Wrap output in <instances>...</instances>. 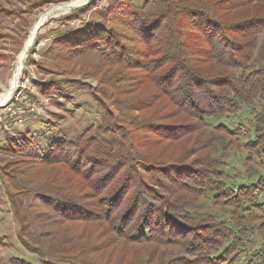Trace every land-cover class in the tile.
<instances>
[{
    "label": "trees",
    "instance_id": "1",
    "mask_svg": "<svg viewBox=\"0 0 264 264\" xmlns=\"http://www.w3.org/2000/svg\"><path fill=\"white\" fill-rule=\"evenodd\" d=\"M92 4L65 22L84 19ZM123 8L55 38L99 56L111 72L92 93L98 125L75 134L44 128L43 140L32 129L2 132L0 151L26 166L0 169L18 243L40 264H123L128 255L124 264H264V176L256 169L264 166V0H126ZM111 18L135 24L132 47ZM63 89L55 87L57 96ZM134 94L140 99L121 98ZM258 101L253 138L239 146L244 174L255 179L228 187V147L217 142L239 127L207 123ZM206 196L230 209L227 220L200 213L196 202ZM167 246L181 252L177 262L159 251Z\"/></svg>",
    "mask_w": 264,
    "mask_h": 264
},
{
    "label": "rangeland",
    "instance_id": "2",
    "mask_svg": "<svg viewBox=\"0 0 264 264\" xmlns=\"http://www.w3.org/2000/svg\"><path fill=\"white\" fill-rule=\"evenodd\" d=\"M78 1L0 0V99L7 92L5 100L2 103L0 102L1 112H3V119H0V147L4 140V133L2 132L15 134L25 129H32L35 130L36 136L43 140L49 139V134L44 132V128L45 131L55 128L54 131H60V133L75 134L89 128L93 129L100 122V110L92 93L93 90L103 87L101 79H104L111 72L106 69V66V68L99 66L100 63H97V57L99 56L86 54L87 50H73L75 49L74 44H70L68 48L62 46L59 42H55L61 39L55 38L63 32L79 29L88 21H99V19H102L105 10L112 9L115 17L118 18L116 11L121 8L125 9L123 5H126V0H85L84 2L80 1L82 3L76 6H68L74 5L73 2ZM91 1L93 7H88L87 13L82 17L84 19L65 22V16L86 6ZM130 1L135 5H139L142 0ZM125 10H128L127 6ZM43 16L45 18L35 31L30 45L24 52L21 63L19 62V56L25 48L31 29L36 21ZM112 20L117 34L124 35L122 37L126 39H124L125 45L129 48L132 47L131 42L137 39V33L133 29L135 24L126 23L128 28L121 26L119 20ZM122 37L121 39H123ZM72 41L75 44L85 42L83 39H72ZM53 42L55 43L53 44ZM112 69H115V67ZM49 86L50 90L47 91L46 89ZM55 87H64L61 90V96H57ZM138 97L135 94L133 96H121L123 99L130 98L131 100L140 99ZM31 103L36 108L35 112L33 110H22L20 120L8 129V122L19 115L18 107ZM262 105L263 102L258 101L253 107L242 106L238 114L214 118L207 123L209 124L207 129L209 130L220 124L229 126L232 129L236 126L239 127L237 137L228 136L225 138L224 136L223 141L218 140L217 142L224 148L228 147L224 154L226 163L224 170L228 177L225 184L228 187L238 183L249 184L255 179V176L246 178L244 174L241 161L245 156V152L239 146L253 138L252 109L259 110ZM236 138L237 140H235ZM221 153V147H217L216 154ZM254 161L256 164L258 163L257 159ZM25 167L24 164H20L7 156V153L0 151V169L6 175H11L12 170H21ZM256 169L258 173L264 176V166L261 168L256 166ZM46 170L50 173L48 168ZM259 200L260 202L264 201L263 191L259 196ZM196 203L195 207L202 210L200 213L206 212L225 220L230 216V209L223 205H212L210 196H206ZM35 210L33 209V211ZM193 215L198 216L199 214L194 212ZM65 227L64 223L60 225V232ZM247 227L248 230H252V227L255 226L248 225ZM18 232V222L0 183V261L3 258L9 259L11 256H15L31 264H40V260L36 255L27 252L18 243ZM61 233L59 236L66 234ZM47 238L49 237L47 236ZM122 247L129 249V246H119L118 248ZM252 249V247H249L248 250L246 248L244 255L248 256L249 251ZM159 251L164 254L167 253L168 257H172L173 262H177L175 258L181 253L178 248L169 246L162 247ZM117 255L114 257L115 260ZM128 258L129 255L123 264L129 261ZM240 262L234 259L233 264H243L244 260Z\"/></svg>",
    "mask_w": 264,
    "mask_h": 264
},
{
    "label": "bare ground",
    "instance_id": "3",
    "mask_svg": "<svg viewBox=\"0 0 264 264\" xmlns=\"http://www.w3.org/2000/svg\"><path fill=\"white\" fill-rule=\"evenodd\" d=\"M80 1H83V2H84L85 0H79L78 2H73V3H75L74 5H68V6H69V7L76 6V5L80 4V3H82V2H80ZM58 10H59V9H58ZM44 18H45L44 16H43V17H40V18L36 21V23L34 24V26L32 27L31 32H30V35H29V38L26 40L25 48H24V50L21 52V54H20V56H19V62L22 61V59H23V55H24V52H25L26 48L30 45V43H31V41H32V39H33V37H34V35H35V31L37 30L39 24L43 21ZM21 63H22V62H21ZM6 96H7V92H6L5 95H3V97L0 99V102H1V103L5 100V97H6ZM1 103H0V105H1Z\"/></svg>",
    "mask_w": 264,
    "mask_h": 264
},
{
    "label": "built area",
    "instance_id": "4",
    "mask_svg": "<svg viewBox=\"0 0 264 264\" xmlns=\"http://www.w3.org/2000/svg\"><path fill=\"white\" fill-rule=\"evenodd\" d=\"M19 108V115L15 117L11 122H8V129L11 127L13 124L17 123L20 118L22 117V110H33L35 112L36 108L31 104L28 105H21ZM0 119H3V112H1L0 108Z\"/></svg>",
    "mask_w": 264,
    "mask_h": 264
},
{
    "label": "water",
    "instance_id": "5",
    "mask_svg": "<svg viewBox=\"0 0 264 264\" xmlns=\"http://www.w3.org/2000/svg\"><path fill=\"white\" fill-rule=\"evenodd\" d=\"M39 26H40V25H39ZM39 26H38V27H39ZM37 29H38V28H37Z\"/></svg>",
    "mask_w": 264,
    "mask_h": 264
}]
</instances>
